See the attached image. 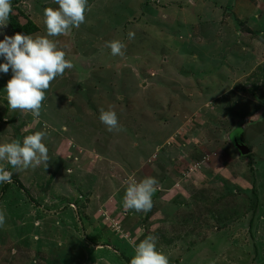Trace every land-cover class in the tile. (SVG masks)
I'll list each match as a JSON object with an SVG mask.
<instances>
[{"label": "rangeland", "instance_id": "obj_1", "mask_svg": "<svg viewBox=\"0 0 264 264\" xmlns=\"http://www.w3.org/2000/svg\"><path fill=\"white\" fill-rule=\"evenodd\" d=\"M11 3L9 36L12 18L46 35L43 9L59 7ZM85 15L50 37L74 67L38 118L8 107L12 73H0V144L45 131L49 155L23 171L0 161L13 173L0 264H130L149 234L169 264H264V0H88ZM114 39L123 56L105 47ZM243 117L232 138L244 132L248 157L228 139ZM145 177L159 181L152 210H125V181Z\"/></svg>", "mask_w": 264, "mask_h": 264}, {"label": "clouds", "instance_id": "obj_2", "mask_svg": "<svg viewBox=\"0 0 264 264\" xmlns=\"http://www.w3.org/2000/svg\"><path fill=\"white\" fill-rule=\"evenodd\" d=\"M59 7H45L42 23L46 35H24L16 33L12 36L3 34L8 25L9 16L13 12L11 0H0V73L12 76L8 80L5 92L8 107L30 113L34 118L41 115L42 102L46 99V90L52 81L64 76L66 69H72L74 64L66 59L67 53L59 47V42L50 37L66 36L71 31L79 29L86 22L88 0H53ZM128 39H134L135 33H127ZM111 55L123 56L126 45L119 39L105 42ZM99 120L109 132L121 131L117 114L109 108L99 109ZM47 133L37 131L19 139L0 144V161L6 162L17 171L36 168L40 165L48 167V148L42 142ZM13 173L0 166V183H12ZM123 208L147 214L152 210L153 195L158 190L159 181L154 177H145L139 181H125ZM6 223V214L0 210V228ZM134 256L130 264H169V258L157 250L156 237L149 234L138 244H133Z\"/></svg>", "mask_w": 264, "mask_h": 264}, {"label": "trees", "instance_id": "obj_3", "mask_svg": "<svg viewBox=\"0 0 264 264\" xmlns=\"http://www.w3.org/2000/svg\"><path fill=\"white\" fill-rule=\"evenodd\" d=\"M12 6H13V9L14 8H17L16 6H17V4H14V3H12ZM10 25H11V28H12V30H13V32L16 34V33H21V34H24V35H28V34H30L32 31H34L35 29L37 30L38 29V27H37V25L35 24V23H33L32 21H28L27 23H25V24H21V23H19L16 19H14V18H12L11 19V22H10ZM215 46H217V44H215ZM245 117H243L241 120H239L238 122H237V124H236V127L235 128H233V131H232V133L231 134H229V136H228V139L230 140V142L232 143V145H233V147H234V149H236V152L238 153V155L239 156H242V157H244V156H246V157H248L250 154V152L246 155V154H239V149H238V147H237V145H236V143H238V142H244V143H246V137L244 136V132L242 133V135L240 136V138L237 136V135H235V137L236 138H232V136H233V133H235V131L236 130H238L239 129V124H240V122H242V120L244 119ZM247 120V119H246ZM246 122V121H245ZM252 123H255V121H251ZM241 128L242 129H244V126L242 127L241 126ZM245 131V130H244ZM247 144V143H246ZM253 190V189H252ZM262 203V202H261ZM261 203H260V205H259V208H260V206H261Z\"/></svg>", "mask_w": 264, "mask_h": 264}, {"label": "water", "instance_id": "obj_4", "mask_svg": "<svg viewBox=\"0 0 264 264\" xmlns=\"http://www.w3.org/2000/svg\"><path fill=\"white\" fill-rule=\"evenodd\" d=\"M236 145L239 149V154H248L251 151V148L244 142H238Z\"/></svg>", "mask_w": 264, "mask_h": 264}]
</instances>
